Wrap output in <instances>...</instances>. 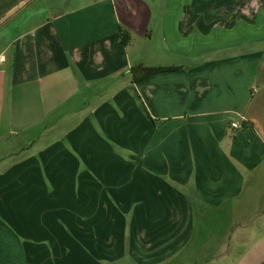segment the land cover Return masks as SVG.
<instances>
[{"label": "crops", "instance_id": "1", "mask_svg": "<svg viewBox=\"0 0 264 264\" xmlns=\"http://www.w3.org/2000/svg\"><path fill=\"white\" fill-rule=\"evenodd\" d=\"M210 220L213 264H264V0H0V264L157 263Z\"/></svg>", "mask_w": 264, "mask_h": 264}, {"label": "rangeland", "instance_id": "2", "mask_svg": "<svg viewBox=\"0 0 264 264\" xmlns=\"http://www.w3.org/2000/svg\"><path fill=\"white\" fill-rule=\"evenodd\" d=\"M67 201L68 199H66V203ZM132 207L133 206H131V208ZM84 216H86V214L82 213V217H79V220L82 221ZM198 217L199 215L196 214V225L199 222ZM44 221L47 227L49 226L51 230V231H48V235H46L47 237L52 236V238H56L57 240H61L63 243H66V239H67L66 234H68L71 238L76 239L75 241H77V244L82 249L81 253L85 254L86 247L83 244L86 239L84 237L82 238V236L79 238L77 237L75 238L71 236L72 227L74 226V224H69V222L65 224L64 223L65 219H64L63 214H59V215H55L51 213L45 214ZM57 222H59L66 230L65 231L64 229H62V235L56 231V227L58 226ZM214 226H215V223L213 222V220L212 221L210 220L209 226L206 228L205 231H203L205 235V237L203 238L210 237L209 245H198L199 244L198 241L200 239L197 237V235H195L194 238L188 244H185L183 247H180V249H178V252L176 251L177 253H174L168 256L166 259L159 261L157 263H141V264H213V262H215V260L218 259L216 255L221 253V251L225 249L229 251L230 249L232 250L235 247L233 243L228 244L227 246H223V247L220 246L219 245L220 242L218 241V239L216 237H214L213 239V235L215 233V231H213ZM69 248L70 250H72L71 262L79 261V264H83L84 263L83 257L79 256V253L76 251L78 249L75 246L70 247V245H69Z\"/></svg>", "mask_w": 264, "mask_h": 264}, {"label": "trees", "instance_id": "3", "mask_svg": "<svg viewBox=\"0 0 264 264\" xmlns=\"http://www.w3.org/2000/svg\"><path fill=\"white\" fill-rule=\"evenodd\" d=\"M126 42H127V40H126ZM143 68H145V67H143ZM165 70H169V69H166V68H159V69L147 68V70H145V77L149 76L150 74H153V73H156V72H162V71H165ZM142 78H144V77H142Z\"/></svg>", "mask_w": 264, "mask_h": 264}, {"label": "built area", "instance_id": "4", "mask_svg": "<svg viewBox=\"0 0 264 264\" xmlns=\"http://www.w3.org/2000/svg\"><path fill=\"white\" fill-rule=\"evenodd\" d=\"M231 128L235 129V130H239L242 128V125L240 124V122H232L231 123Z\"/></svg>", "mask_w": 264, "mask_h": 264}]
</instances>
